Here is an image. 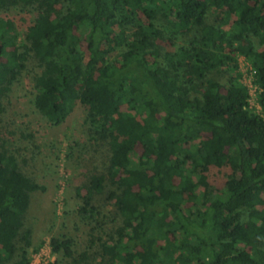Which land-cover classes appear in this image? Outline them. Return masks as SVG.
<instances>
[{"label":"trees","instance_id":"trees-1","mask_svg":"<svg viewBox=\"0 0 264 264\" xmlns=\"http://www.w3.org/2000/svg\"><path fill=\"white\" fill-rule=\"evenodd\" d=\"M28 71L37 111L60 125L81 105L106 153L76 190L88 247L53 235L49 264H264V0H0V264L39 248L46 187L2 132Z\"/></svg>","mask_w":264,"mask_h":264},{"label":"rangeland","instance_id":"rangeland-1","mask_svg":"<svg viewBox=\"0 0 264 264\" xmlns=\"http://www.w3.org/2000/svg\"><path fill=\"white\" fill-rule=\"evenodd\" d=\"M11 14L18 26L23 24L24 13L16 10ZM25 29L26 26L20 28L22 31ZM238 60L244 79L255 95L252 64L243 54ZM34 97L33 72L28 71L13 85L4 101L6 112L2 132L7 138L14 139L25 170L46 187L44 192L32 195L33 202L26 221L33 229L35 247H39L37 251H30L32 264H49L58 258L51 250L53 235L73 237L80 251L88 247L89 235L95 224H87L78 215L76 190L88 183L91 174L103 170L106 153L100 142L90 139L84 124L86 111L81 105L71 112L65 122L53 125L37 111ZM11 131L14 135L9 133ZM105 198L106 193L97 196L100 203L108 205V210H114L112 202H107ZM95 235L102 233L97 230Z\"/></svg>","mask_w":264,"mask_h":264},{"label":"built area","instance_id":"built-area-1","mask_svg":"<svg viewBox=\"0 0 264 264\" xmlns=\"http://www.w3.org/2000/svg\"><path fill=\"white\" fill-rule=\"evenodd\" d=\"M249 87H250V86H249ZM255 91H256V87H255ZM250 94H251L250 105H251L252 107L257 108L258 111H261V106H260V104H259L258 101H257L256 94L254 95L253 92L251 91V89H250Z\"/></svg>","mask_w":264,"mask_h":264}]
</instances>
